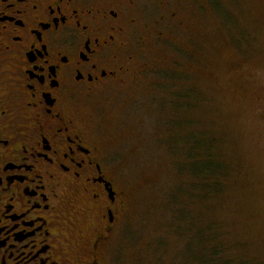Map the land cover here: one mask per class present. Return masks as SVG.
<instances>
[{
    "label": "rangeland",
    "instance_id": "rangeland-1",
    "mask_svg": "<svg viewBox=\"0 0 264 264\" xmlns=\"http://www.w3.org/2000/svg\"><path fill=\"white\" fill-rule=\"evenodd\" d=\"M155 1L147 33L161 14L167 35L133 43L143 72L89 108L127 193L110 260L199 264L217 244L264 264V0ZM194 143L222 167L207 199L193 197Z\"/></svg>",
    "mask_w": 264,
    "mask_h": 264
},
{
    "label": "flooded vegetation",
    "instance_id": "flooded-vegetation-1",
    "mask_svg": "<svg viewBox=\"0 0 264 264\" xmlns=\"http://www.w3.org/2000/svg\"><path fill=\"white\" fill-rule=\"evenodd\" d=\"M155 2L0 0V264H113L127 193L89 108L167 35Z\"/></svg>",
    "mask_w": 264,
    "mask_h": 264
},
{
    "label": "trees",
    "instance_id": "trees-1",
    "mask_svg": "<svg viewBox=\"0 0 264 264\" xmlns=\"http://www.w3.org/2000/svg\"><path fill=\"white\" fill-rule=\"evenodd\" d=\"M194 145L195 146L192 145L190 147V155L188 153V156L191 159L190 167L193 173L192 176L197 178L196 183L194 182V185H191L192 189L195 190L193 197H195V199H197V197H200L201 199H207L206 197L209 192H218L217 188L219 186V183L216 181V178L213 179L210 177H217L221 172L222 167L218 168V171H215L217 169H213L208 154L203 162L199 160L201 158H197L198 156L194 158L192 154L194 150H197L196 147L198 146L197 143H194ZM182 168L187 169L186 162L184 163V165H182ZM183 169L182 171H184ZM206 180L209 181L208 184ZM201 235L203 234L199 233V237ZM199 249L200 253L197 255L199 256V264H254L249 259H243L241 256H231L226 251L223 252L221 245L214 244L210 248H207L206 245H200Z\"/></svg>",
    "mask_w": 264,
    "mask_h": 264
}]
</instances>
